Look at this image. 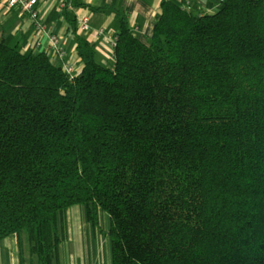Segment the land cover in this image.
I'll return each instance as SVG.
<instances>
[{"label": "trees", "instance_id": "16d2710c", "mask_svg": "<svg viewBox=\"0 0 264 264\" xmlns=\"http://www.w3.org/2000/svg\"><path fill=\"white\" fill-rule=\"evenodd\" d=\"M71 3L80 71L0 37V241L52 264L86 203L114 264H264V0H162L149 41L93 6L120 20L109 63Z\"/></svg>", "mask_w": 264, "mask_h": 264}, {"label": "crops", "instance_id": "0c3cea01", "mask_svg": "<svg viewBox=\"0 0 264 264\" xmlns=\"http://www.w3.org/2000/svg\"><path fill=\"white\" fill-rule=\"evenodd\" d=\"M87 5L70 4V11L78 20L89 19L91 28L80 32L96 41L99 60L109 63L114 58V39L119 30L120 20L114 9L95 10L93 6H107L116 3L128 10L134 32L143 40L149 41L154 33L155 18L162 11V0H81ZM186 2L198 11H215L222 0H177ZM65 0H39L40 19L43 26L21 13L14 24L9 20L20 14L19 6H10L9 0H0V37L18 44L24 52L46 50L59 63L63 58L53 50L49 37L57 33L66 47V59L72 62L77 71L83 67V61L77 51L76 40L69 33V20L63 12ZM104 28V31H101ZM112 225L110 213L99 209V224L89 216L86 203H77L59 215V228L63 240L56 249L52 264H114L112 238L109 230ZM0 264H20L19 246L15 235H9L0 241Z\"/></svg>", "mask_w": 264, "mask_h": 264}, {"label": "built area", "instance_id": "2783aa9c", "mask_svg": "<svg viewBox=\"0 0 264 264\" xmlns=\"http://www.w3.org/2000/svg\"><path fill=\"white\" fill-rule=\"evenodd\" d=\"M10 6H19L21 8L20 14H17L13 16L9 20V24H14L20 17L21 13L25 12L30 15L31 18H33L39 26H43V23L40 19V9H39V0H9ZM80 29L83 32H87L90 30L91 25L89 23V19L87 17H83L81 20H79ZM104 31V28L101 30ZM53 50L57 52L58 58H63L64 65L66 69H68L70 72L75 71V65L67 60L66 57V47L62 43L60 36L57 33H50L49 34ZM115 43V39H114Z\"/></svg>", "mask_w": 264, "mask_h": 264}]
</instances>
